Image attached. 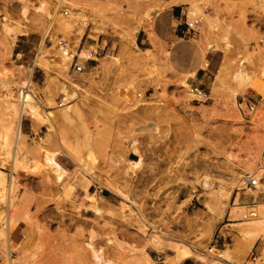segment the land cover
Listing matches in <instances>:
<instances>
[{"label": "rangeland", "instance_id": "rangeland-1", "mask_svg": "<svg viewBox=\"0 0 264 264\" xmlns=\"http://www.w3.org/2000/svg\"><path fill=\"white\" fill-rule=\"evenodd\" d=\"M60 1L0 0V264H95L88 241L116 264H208L201 253L226 264L207 252L222 235L223 258L244 264L264 236V205L261 221L234 207L264 201V105H240L264 103V0H179V15L168 0ZM194 9L202 20L188 32ZM61 47L76 54L68 66ZM25 79L42 114L72 105L70 120H35ZM70 81L82 91L68 102ZM130 87L136 106L120 93ZM43 149L58 152L62 181ZM248 176L262 178L258 189Z\"/></svg>", "mask_w": 264, "mask_h": 264}, {"label": "bare ground", "instance_id": "bare-ground-1", "mask_svg": "<svg viewBox=\"0 0 264 264\" xmlns=\"http://www.w3.org/2000/svg\"><path fill=\"white\" fill-rule=\"evenodd\" d=\"M62 1V0H61ZM179 2V0H170V3H177ZM43 5V4H42ZM39 8V7H38ZM43 9V7H42ZM197 9H194L193 10V14L196 13ZM8 17L7 15H5L3 17V28H4V31L7 32V33H10L11 32V28L6 24V22L8 21ZM81 31L83 30L84 31V27H86V23L85 22H82L81 21ZM16 35V34H15ZM13 41V40H12ZM63 49V59L65 62L64 64L67 65V63L73 59L76 54L74 52H69V50L65 49L64 47H61ZM45 51L43 49V45L41 44L40 47H39V52L37 54V57H36V64L37 65H42V58L45 56ZM78 52V51H77ZM78 54V53H77ZM79 55L81 57H83L84 59H88V58H91V52L87 51V50H83L79 53ZM93 56V55H92ZM82 58V59H83ZM64 65V66H65ZM68 66V65H67ZM223 68V67H221ZM223 70V69H221ZM220 70V71H221ZM220 73V72H218ZM236 78H238L241 82H244L242 84V90H245L246 87L249 85L248 83V79H249V75L246 73V70L244 67H242V69H240L237 73H236ZM26 80V79H25ZM22 83L24 81H21ZM30 80H26L23 84L19 85L21 86V90L20 91L22 94H21V102H22V106H23V109H26L28 110V112L30 113V115L37 121H40V120H44L45 122L47 123H50L51 125H55L54 122L55 120H58V121H61V122H67L70 120L71 116H72V113L75 111L72 107V105H68L61 113L58 117H56L54 115V113L52 111H47L45 114H42L39 110V107H38V104L36 103L35 99H34V95L33 93L31 92V88H30ZM184 83V86L187 85L188 83L186 81L183 82ZM253 83V82H252ZM68 85H65L64 88H63V92L65 91L66 93V96H65V100H68V102H70V100L72 99H75L76 96H77V90L76 89H81L82 87L79 86L78 83L74 82V81H70V85L69 87L67 88ZM188 86V85H187ZM82 91V89H81ZM122 97H123V101L125 102V104H130L132 106H136L138 104L141 103L140 100L137 99V96H136V93L138 95V92H135L134 88L133 87H130L128 89H122L120 91ZM141 95V93L139 94ZM22 109V108H21ZM22 112V110H21ZM19 112V119L20 118V113ZM33 119V120H34ZM20 122V120H19ZM19 127V126H18ZM55 128V127H54ZM19 131V130H18ZM19 133V132H18ZM16 144V143H15ZM43 153H44V161L47 165H49L50 167H52V169L56 172L57 174V181H62L64 179V177L66 176L67 174V170L64 169V167L61 165V163L57 160V154L58 152H51V151H48L46 149H43L42 150ZM141 164V159L140 160H130V166L127 168V171H126V175L129 177V178H133L135 177L136 175V170L137 168L140 166ZM262 179V178H260ZM206 180H205V185H206ZM207 186V185H206ZM124 195V194H123ZM127 195V194H126ZM227 196V195H226ZM230 196V195H229ZM127 199V198H126ZM129 200V199H128ZM90 202L92 204V206L97 210V211H101V207L100 205L98 204V201L96 198L94 197H90ZM258 204L260 205H264V203L260 202V201H257ZM246 205V203H240L238 200H236L235 202V209L236 211H238V209H240L242 206ZM256 219V218H255ZM253 220V219H252ZM257 221H261L263 220L262 218H258L256 219ZM236 224V223H233V225ZM237 225V224H236ZM161 238V237H160ZM158 241L156 237H152V239H150V241ZM87 247H89L91 250H92V255H93V258H94V261H95V264H116L114 261H112L111 259L110 260H105V258L103 257V254L100 252V250H97L95 248V246L93 245V243L91 241H88L87 243H85ZM182 249V253L180 256H186L187 258L190 257L188 249L186 248H181ZM205 251V250H204ZM224 254L225 253V250L222 251ZM200 258L202 261H208V264H209V259L207 258V256L203 253H201L200 255ZM12 260V259H11ZM152 261V260H151ZM217 262V261H216Z\"/></svg>", "mask_w": 264, "mask_h": 264}, {"label": "built area", "instance_id": "built-area-1", "mask_svg": "<svg viewBox=\"0 0 264 264\" xmlns=\"http://www.w3.org/2000/svg\"><path fill=\"white\" fill-rule=\"evenodd\" d=\"M61 1H60V5H61ZM64 14H68L67 10H64ZM185 20H184V26L187 28L188 32L196 31L198 29L199 24L201 23L202 17L199 14H190L189 12H186L185 14ZM74 70L76 73L78 74H84L86 73V66L85 65H80L78 63H75V67ZM191 90L197 94L200 97H203L205 99L208 98V94L201 88V86H192ZM243 103L246 104V108L248 111H250L251 113L255 112L256 109L258 108L259 105H264L263 102H254L251 100H246V101H242L240 103V105H242ZM249 179H247L246 181V187L252 190H256L258 189V186L260 184V178H258L257 176H248ZM246 208L244 210V212L242 213V218L244 220H252L255 219L259 216V210H258V202L254 200H252V202L246 203ZM229 236H219V238L216 240L215 243H211V246L208 247L207 252L210 254H213L214 256H217L218 258H222L224 259V261L226 262V264H232L229 260L223 258L222 256V251L221 249L218 247V244H220L221 240H223V245L226 244L227 240H228ZM264 264V236L258 238V240L255 242V244L253 245L249 255L246 258V261L244 264Z\"/></svg>", "mask_w": 264, "mask_h": 264}, {"label": "crops", "instance_id": "crops-1", "mask_svg": "<svg viewBox=\"0 0 264 264\" xmlns=\"http://www.w3.org/2000/svg\"><path fill=\"white\" fill-rule=\"evenodd\" d=\"M168 1H170V0H168ZM170 5H174V8H173V9L175 10L176 14L179 15V13H180V9L178 8L177 3L170 4ZM92 45H94V43H93V44H89V43H88V44H85V45H84V48H90ZM198 51L200 52V56H201V51H200L199 48H198ZM88 62H89V61H88ZM209 62H211V60H209ZM90 63L93 64L94 61L91 60ZM92 66H93V65H92ZM205 81H206L205 78H201V79H200V82L203 83V84H206ZM263 198H264V196H263ZM260 202L264 203V201H260ZM243 203H246V202H243ZM18 229H19V228H18ZM24 230H25V227H24V226H21L20 229L18 230V232H20V233H17V234L14 236V238H15L16 240H19V239H18V235H20L21 232L23 233ZM20 236H21V235H20Z\"/></svg>", "mask_w": 264, "mask_h": 264}]
</instances>
